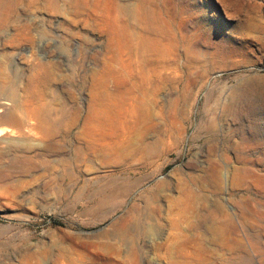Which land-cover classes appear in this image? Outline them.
<instances>
[{"label":"rangeland","instance_id":"1","mask_svg":"<svg viewBox=\"0 0 264 264\" xmlns=\"http://www.w3.org/2000/svg\"><path fill=\"white\" fill-rule=\"evenodd\" d=\"M0 103V264H264V0H0Z\"/></svg>","mask_w":264,"mask_h":264},{"label":"bare ground","instance_id":"2","mask_svg":"<svg viewBox=\"0 0 264 264\" xmlns=\"http://www.w3.org/2000/svg\"><path fill=\"white\" fill-rule=\"evenodd\" d=\"M156 42V41H155ZM156 51V50H155ZM157 52V51H156ZM147 78H151V82L153 83L154 82V79L155 81L159 79L158 77V73L154 72V71H151L150 73L148 72L147 74ZM100 76V75H99ZM100 79V77H99ZM4 108L6 109L5 107V103H0V113L4 111ZM94 110V109H93ZM91 112V111H90ZM95 112V110H94ZM102 112V111H101ZM99 113V112H98ZM99 117V116H98ZM98 119L95 115L93 114H88L85 118V121L82 125V129L80 130V132L78 133V137L80 139L84 138V137H88V136H91L92 132L94 129L97 128L98 126ZM100 124V123H99ZM35 130H37V132L39 134H48V132L41 128V127H38V128H35ZM69 129L67 128V131ZM0 136H1V133H0ZM83 141V140H82ZM92 143V142H90ZM29 144V143H28ZM89 144V143H88ZM91 145V144H89ZM82 148V147H81ZM79 149V148H78ZM86 152L87 153H90L92 148L89 147V146H86L85 148ZM82 153V152H81ZM98 153V154H97ZM113 153V152H112ZM94 154H96L97 156H103L106 154L105 151H101V152H97L95 151ZM181 216V215H180ZM173 222V221H172ZM125 223V222H124ZM176 235V234H175ZM196 241V240H195ZM192 240H180L179 242H177L176 240V245L174 246H169L166 251L168 253V255L170 256H173L175 253H177L178 255V262L177 264H200L198 258H197V255H196V252L199 251L200 247H195V245H192ZM194 243V242H193ZM172 245V244H170ZM193 249V250H192ZM169 257V256H168ZM174 261V260H173ZM74 264V263H73ZM210 264V263H209Z\"/></svg>","mask_w":264,"mask_h":264}]
</instances>
